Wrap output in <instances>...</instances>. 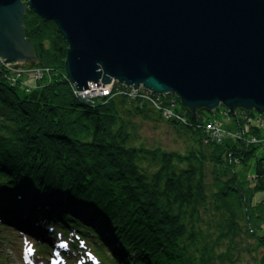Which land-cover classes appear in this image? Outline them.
<instances>
[{"label": "trees", "instance_id": "16d2710c", "mask_svg": "<svg viewBox=\"0 0 264 264\" xmlns=\"http://www.w3.org/2000/svg\"><path fill=\"white\" fill-rule=\"evenodd\" d=\"M25 24L37 64L51 73L34 87L33 68L18 80L0 62V228L9 243L19 235L8 226L25 229L29 217L71 240L91 238L102 264H264L258 111L230 113L234 127L219 141L206 122L223 105L194 116L177 94H164L182 115L166 118L139 95L84 100L66 76L68 44L57 24L32 9ZM150 126L174 135L177 148L152 138ZM252 160L254 175L243 179L237 165ZM74 209L118 246L109 252ZM40 238L50 241L46 232Z\"/></svg>", "mask_w": 264, "mask_h": 264}, {"label": "water", "instance_id": "95a60500", "mask_svg": "<svg viewBox=\"0 0 264 264\" xmlns=\"http://www.w3.org/2000/svg\"><path fill=\"white\" fill-rule=\"evenodd\" d=\"M28 9L57 24L80 98L142 86L177 94L194 116L264 111V0H0V62L18 80L33 68L37 87L51 69L37 64Z\"/></svg>", "mask_w": 264, "mask_h": 264}, {"label": "rangeland", "instance_id": "374dc122", "mask_svg": "<svg viewBox=\"0 0 264 264\" xmlns=\"http://www.w3.org/2000/svg\"><path fill=\"white\" fill-rule=\"evenodd\" d=\"M27 65H30V63H27ZM18 70H22V68H20ZM223 106H225V105H223ZM218 110L219 109H217V111ZM230 113H231V115H235L226 106H225V109L221 107V113L219 112L216 115H212L211 118L218 117V119L223 122L224 128L228 131L230 128L234 127V123H233L234 121L232 120ZM147 133L152 138H153V136L159 137L164 142H166L167 145L175 146L177 148L178 144L176 145V143H175V136L172 134L166 133L163 128L155 130L150 126L147 129ZM254 164H255V161L252 160L248 164L242 163V164L237 165V170L239 172V175L243 179L251 178L254 175V171H255ZM262 193L263 192H261L259 195H261ZM15 218H17V219L21 218L22 219L21 215H18V217L15 216ZM12 219L14 220V218H12ZM16 224H19V223H16ZM42 225L43 224H41L40 228L39 227L36 228V231L38 230L37 233L44 236L45 232L42 230ZM8 227L11 229L12 232H15L19 236H16L17 237L16 242L9 243V241L7 239L8 233L6 232L5 227L0 228V240L2 241V242L0 241V264H28V263L24 262L23 251L26 249L25 246L27 244H30V241L32 239L33 240L31 242L36 244L35 248L38 249V246H37L38 242H37L36 236L34 234L31 235L32 233H29V232L25 233L23 231L21 232V230L16 231V230H14L15 228L13 229V227H11V226H8ZM58 229H60V228H58ZM30 235L32 236V238L30 237ZM63 235H64V233L61 234L59 231V236H56L57 245L59 246L58 248L61 250L64 247H66V246L60 247V242H63V240H65L63 238ZM77 237H78V235L76 234V238ZM29 239H31V240H29ZM70 239H71V237H70ZM76 241L78 242V245H76ZM88 241H89L88 243L90 244V248L94 251V254L97 255V253L94 249V246L92 245L94 240H92L91 238L88 237ZM70 244L72 247V251H71V249H69V251L67 249V255H68V252L71 253L70 257L67 255H64V257L66 259H68V257H69V260L65 261L62 257H60L61 260L63 261L61 263H63V264H79L80 263L79 260H81L84 262V264H86V262L84 260H82L81 257H83L88 252H91V250H89V248L87 246H86V250H85V245L79 239L70 240ZM31 246L34 247L33 245H31ZM71 247H69V248H71ZM35 248H33V249L35 250ZM81 248H84L82 252L79 251ZM107 250L109 251V249H107ZM109 252H111V251H109ZM57 254L58 253L55 254V252L53 253V250H51V247L49 248L48 251H47V249H44V251H42V257L48 256V258H49L46 261H44V262H46V264H50V261L53 259V257H57L56 256ZM111 264H115V263H111Z\"/></svg>", "mask_w": 264, "mask_h": 264}, {"label": "built area", "instance_id": "2783aa9c", "mask_svg": "<svg viewBox=\"0 0 264 264\" xmlns=\"http://www.w3.org/2000/svg\"><path fill=\"white\" fill-rule=\"evenodd\" d=\"M123 91L132 97H137L139 95L145 99L150 100L157 109L161 110L163 116L166 118L182 117L180 110L177 109V103L166 102L164 98L165 95L153 94V91H151L150 89H146L142 86L140 88L125 86L123 87ZM105 92L108 93L109 90H105ZM93 99L94 98H92L90 102H93ZM259 121L260 125L263 126L264 129V121L260 118ZM206 129L208 132L212 133L219 141L225 137L226 133H228L223 126V122L220 121L218 117L209 119L206 122Z\"/></svg>", "mask_w": 264, "mask_h": 264}, {"label": "bare ground", "instance_id": "6f19581e", "mask_svg": "<svg viewBox=\"0 0 264 264\" xmlns=\"http://www.w3.org/2000/svg\"><path fill=\"white\" fill-rule=\"evenodd\" d=\"M153 94H157V93H155L154 91H153ZM247 109V108H246ZM248 110H257V109H248ZM258 112H257V115H258V117L259 118H262V116H263V113H264V111H259V110H257ZM264 121V120H263ZM76 210L74 209L73 211H72V214H73V212H74V214L78 217V218H80V219H82V220H85L86 222H89L87 219H84V216H83V214H80V213H78L77 211L75 212ZM29 218V217H28ZM28 218H24V223H23V226H24V228L25 229H22V230H25V231H27V230H29L30 232H32V234L31 235H35L36 236V239L37 240H42L41 238H40V234L39 233H37L38 232V230L36 231V228H40V226H41V224L43 223V222H41V223H35L34 224V222L33 221H31L30 219H28ZM90 223V222H89ZM44 224V223H43ZM90 224H92V223H90ZM93 226H94V228H96V230H99L100 232H102L103 233V235L106 237V241H105V246H106V248L107 249H114L115 247H117L118 246V244L116 243V242H114L113 240H112V238L110 237V235L106 232V231H103L102 230V228H101V226L98 224V223H96V226L94 225V224H92ZM98 228V229H97ZM42 230L43 231H45L46 232V234L51 238V240H52V242L55 244V245H57V241H56V236H59V233L56 231V228L54 227V225H51V226H49V227H47V226H44L43 228H42ZM30 235V236H31ZM34 236V237H35ZM32 237V236H31ZM55 237V238H54ZM87 259H88V262L89 263H91V264H95V258H93V257H90L89 255L87 256ZM87 262V263H88Z\"/></svg>", "mask_w": 264, "mask_h": 264}]
</instances>
